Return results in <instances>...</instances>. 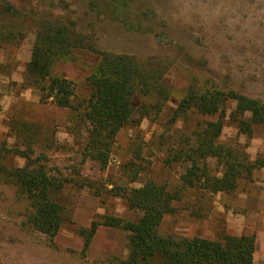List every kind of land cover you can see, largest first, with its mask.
Listing matches in <instances>:
<instances>
[{"label":"rangeland","instance_id":"374dc122","mask_svg":"<svg viewBox=\"0 0 264 264\" xmlns=\"http://www.w3.org/2000/svg\"><path fill=\"white\" fill-rule=\"evenodd\" d=\"M5 4L15 11L6 14L9 19L17 16L24 25L16 44L0 43V163L23 166L25 159L14 150L32 151L39 163L66 178L93 182V187L64 186L58 201L65 206V219L49 239L22 224L27 202L14 185L0 178V264H120L128 253L127 232L101 226L83 252L77 228L105 215L137 217L125 200L109 194L113 183L137 186L146 176L170 190L181 188L180 174L186 165L166 163V153L198 122L215 119L190 111L170 121L192 78L264 101V0H0ZM45 12L71 18L82 32L94 35L102 50L133 54L165 70L163 84L169 98L156 112L151 107L158 100L155 95L137 97L136 102L147 105L144 116L140 115L144 108L139 109L136 122L119 131L103 169L81 154L85 133L81 136L76 130V113L41 103L38 89L24 84L34 19ZM134 22L140 29L124 27ZM98 59L95 53L76 51L74 59L54 67L53 75L72 82L74 103L88 98L86 78ZM233 108L230 104L227 112ZM224 123L221 141L241 147L250 160L264 158V126H256L248 138L228 118ZM209 163L215 166L214 160ZM258 169L241 178L227 195L184 189L176 211L161 222L159 234L220 240L224 234L255 233V225L246 230V220H241L246 213L239 196L254 190L251 183ZM262 247L259 243L255 264H264Z\"/></svg>","mask_w":264,"mask_h":264},{"label":"trees","instance_id":"16d2710c","mask_svg":"<svg viewBox=\"0 0 264 264\" xmlns=\"http://www.w3.org/2000/svg\"><path fill=\"white\" fill-rule=\"evenodd\" d=\"M122 4L125 5L124 1ZM13 12L12 5H0V43L16 44L21 33L23 22L19 23L17 16L9 19L6 15ZM34 21L35 37L25 66L24 84L38 89L41 103L51 102L76 113V130L81 136L85 133L81 137V154L98 162L103 169L119 131L136 122L134 115L139 109L144 108L140 110L144 116L147 105L136 102L137 97L155 95L158 100L151 107L156 112L169 98L168 88L163 84L165 70L147 65L133 54L100 49L94 35L82 32L71 18L45 12ZM124 27L140 29L137 22ZM76 51L99 56L86 78L89 96L79 103H74L72 82L53 75L56 64L74 59ZM230 104L234 108L228 113ZM190 111L215 119L198 122L189 135L181 137L166 153V163L186 165L180 174L181 188L170 190L166 184L146 176L139 179L137 186L113 183L109 194L121 197L138 215L133 220L105 215L100 220H92L89 226H79L77 232L83 239V252L89 248L98 228L104 226L127 232L128 253L120 264H254L253 235L224 234L220 240H211L163 236L158 232L164 217L176 211L175 204L182 199L184 189L230 194L241 178L251 176L255 169L264 166V158L250 160L241 147H231L221 141L226 118L248 138L256 126H264V101L192 78L170 121ZM31 152L14 150V155L25 159V165L0 163V178L14 185L27 202L22 224L53 239L65 219V206L58 201L64 186L75 183L92 188L93 182L66 178L60 171L39 163ZM210 160H214L215 166L210 165ZM76 177L81 178L78 171Z\"/></svg>","mask_w":264,"mask_h":264},{"label":"crops","instance_id":"0c3cea01","mask_svg":"<svg viewBox=\"0 0 264 264\" xmlns=\"http://www.w3.org/2000/svg\"><path fill=\"white\" fill-rule=\"evenodd\" d=\"M254 176V181L251 183L254 190L252 192L240 193L239 199L240 205L244 208L246 213L245 217L241 218V220H243L242 222L246 220V223L244 224L246 226V230L252 225L256 226L255 233H246V235L255 234V264L256 252L258 250L259 243L263 244L262 250L264 251V189L262 187L259 189L260 185L264 184V166L256 170L254 172ZM218 194L227 195L222 192H218Z\"/></svg>","mask_w":264,"mask_h":264}]
</instances>
